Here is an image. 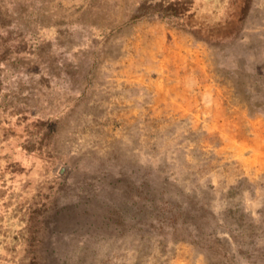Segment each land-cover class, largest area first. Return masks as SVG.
<instances>
[{"label":"rangeland","instance_id":"374dc122","mask_svg":"<svg viewBox=\"0 0 264 264\" xmlns=\"http://www.w3.org/2000/svg\"><path fill=\"white\" fill-rule=\"evenodd\" d=\"M190 198L239 243L194 242ZM38 252L264 264V0H0V254Z\"/></svg>","mask_w":264,"mask_h":264},{"label":"trees","instance_id":"16d2710c","mask_svg":"<svg viewBox=\"0 0 264 264\" xmlns=\"http://www.w3.org/2000/svg\"><path fill=\"white\" fill-rule=\"evenodd\" d=\"M228 13V14H227ZM224 17L221 18L217 27L218 32L216 33L217 36L221 39V41H233L238 38V28L237 26L240 25L239 22L235 19L234 15L231 12H227ZM262 75L257 76V80L261 79ZM259 82V81H257ZM252 86V85H251ZM257 86V84H255ZM250 100V98H246V100ZM129 182V181H128ZM164 189H166V183L162 182ZM161 183V184H162ZM135 189L141 194V195H148L152 196L157 193H163L161 191V187H159V190L156 189V185L154 186L151 180H149L147 177H141L139 178V181H136V183L133 185ZM129 187V183H127V186L125 188ZM124 188V190H125ZM127 191V190H125ZM150 193V194H148ZM156 193V195H157ZM161 198V197H160ZM158 198L157 200L160 201V204H164L162 199ZM164 200V199H163ZM166 202V205H163V207L166 209L168 206ZM182 209H177L175 211V216H179L181 214V225L183 226V230L187 235L194 241L199 239H203L205 244L208 243L207 248H214L216 246V249L218 251H221L224 249L223 242L227 245L232 242L239 243V237L238 234L233 229H228V238H221L218 236V232L214 230L213 225H217V217L216 215L206 208L203 205L198 204V202H194L193 199H189L184 207H181ZM170 215H174L173 211L168 210ZM70 212V211H67ZM184 212V213H183ZM164 213V212H162ZM59 212H57V215ZM45 215V214H44ZM48 215L46 213L45 219H47ZM28 217H24L21 221L25 222L28 221ZM31 220V219H30ZM4 224H2L3 227ZM159 226H161L159 224ZM37 242H40V244H43V240L37 239ZM223 241V242H222ZM25 264H49V259L46 256H42V253L38 252L36 256L32 257L28 254L24 257ZM11 259H6L5 257L1 256L0 254V264H11ZM20 264V263H15Z\"/></svg>","mask_w":264,"mask_h":264}]
</instances>
